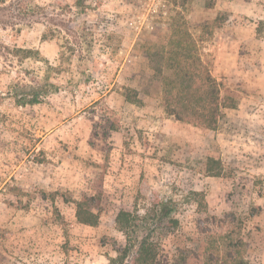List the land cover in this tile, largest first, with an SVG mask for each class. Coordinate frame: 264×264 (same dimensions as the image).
Wrapping results in <instances>:
<instances>
[{"label": "rangeland", "instance_id": "1", "mask_svg": "<svg viewBox=\"0 0 264 264\" xmlns=\"http://www.w3.org/2000/svg\"><path fill=\"white\" fill-rule=\"evenodd\" d=\"M34 2L50 13L71 6L64 22L80 39L43 40V25L0 33L33 51L0 56V97L16 83L55 85L40 104L0 99V264H109L126 242L118 212L143 215L158 199L175 203L180 222L158 231L161 264L231 226L245 259L264 264V0H86L84 14L75 0ZM181 17L237 102L215 130L165 111L140 49L165 42ZM217 18L220 28L205 29ZM85 197L95 226L77 221ZM231 214L222 229L215 218Z\"/></svg>", "mask_w": 264, "mask_h": 264}, {"label": "trees", "instance_id": "2", "mask_svg": "<svg viewBox=\"0 0 264 264\" xmlns=\"http://www.w3.org/2000/svg\"><path fill=\"white\" fill-rule=\"evenodd\" d=\"M85 4L86 0H75L73 7L77 14L85 13ZM65 9L50 13L34 0H0V33L11 30L21 34L24 29L43 25L46 30L43 40L55 37L56 32H64L77 41V38L80 39V29L68 30L63 18L64 13L67 10L71 12L72 7L68 5ZM215 21L212 25H205V29L212 32L214 28H220L223 21L220 18ZM140 49L148 59L153 80L161 86L162 106L177 121L215 130L223 111L236 108V99L223 93L218 80L203 61L198 40L192 35L183 17L175 19L171 24L165 42L145 41ZM32 53L31 50L11 48L0 38L1 57L26 59ZM54 86L50 82L45 85L16 83L0 99L12 97L22 107L36 105L52 93ZM94 202V197H85L75 203L76 218L80 224L95 226L98 223L99 213L93 207ZM176 208L172 200L158 199L143 215L137 210L131 212L121 209L116 224L126 242L124 247L116 250L117 257L111 258L109 264H124L128 259L132 264H161L162 245L158 231L165 226L179 228ZM230 216L232 214L228 215L229 219L226 216L215 220L222 229H227ZM245 247L244 240L231 226L221 233L208 236L206 241H198L195 249L178 246L171 264H250L244 256Z\"/></svg>", "mask_w": 264, "mask_h": 264}]
</instances>
